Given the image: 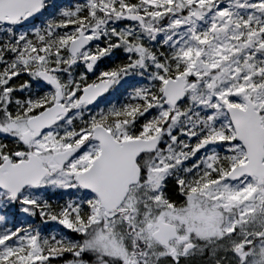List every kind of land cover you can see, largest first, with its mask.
Masks as SVG:
<instances>
[{"label": "snow or ice", "instance_id": "6c2138e0", "mask_svg": "<svg viewBox=\"0 0 264 264\" xmlns=\"http://www.w3.org/2000/svg\"><path fill=\"white\" fill-rule=\"evenodd\" d=\"M0 264H264V0H0Z\"/></svg>", "mask_w": 264, "mask_h": 264}]
</instances>
